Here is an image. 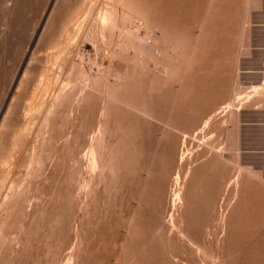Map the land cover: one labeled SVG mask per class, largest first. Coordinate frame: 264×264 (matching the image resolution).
I'll list each match as a JSON object with an SVG mask.
<instances>
[{"label":"bare ground","instance_id":"bare-ground-1","mask_svg":"<svg viewBox=\"0 0 264 264\" xmlns=\"http://www.w3.org/2000/svg\"><path fill=\"white\" fill-rule=\"evenodd\" d=\"M196 1L190 21L188 0H0V264H139L143 235L152 242L159 226L177 232L187 196L174 170L191 153L185 135L174 161L171 97L175 85L190 89L189 34L206 29L209 7ZM231 106L208 107L205 125ZM157 126L169 164L159 178ZM150 205L158 210L144 214Z\"/></svg>","mask_w":264,"mask_h":264},{"label":"rangeland","instance_id":"rangeland-1","mask_svg":"<svg viewBox=\"0 0 264 264\" xmlns=\"http://www.w3.org/2000/svg\"><path fill=\"white\" fill-rule=\"evenodd\" d=\"M188 1L191 2L188 3L190 4V12L192 14L190 21H194V12L197 6V1ZM211 1L213 3H210ZM205 2L206 8L207 6L209 7L207 8V12H205L204 18L206 29H204L200 35L198 32L195 34H189L191 37L189 54L192 57V63L189 65V68L192 64L193 65L191 66V69L187 67V71L193 70L192 72H187L188 75L186 74V77H191L188 79L190 83L187 82V86L190 88L187 90V92L192 90V93H187L185 91L186 89L182 91L187 93V97L185 96L186 93L184 94L181 91L179 93V91L176 89L178 85H175L174 91H172L173 95L171 94V98L173 99L171 100L174 101L172 103L174 105V107L172 105L174 117L173 129L169 136V143L172 145V147H174V161L179 160L177 159L180 156L178 153L180 149H178V147L181 145L180 140L183 141L185 135V142H187L186 148L192 156L191 158V156L188 155L189 157L181 163L175 161L177 165L175 164L176 166L174 175L179 173L183 184H186L185 186L182 185L185 187V189H182V197L185 195L187 198L185 196L184 197L186 199L183 197L184 205L183 203H180L181 205L179 204L177 207L178 211L176 210L175 227H177V229L174 227V229L177 230L176 233L174 232L175 230L168 231L159 226L156 231V237L152 242L147 240L145 235L141 237L139 250L142 251V254L138 256L139 264H195L196 261V264H199V262L201 264H223L224 261V264H230L231 261L234 264H264V227L262 226L264 225V213H262L264 212V209H261L264 208V198L261 199V197H264V192L260 191L262 189L264 190V0H220L218 1V4L220 3V7L217 5L218 9L216 6L217 2H214L213 0H205ZM213 4L216 6V8ZM210 5L213 8L210 7ZM210 8L215 11L212 12ZM191 29L190 31L193 32V29ZM190 31L189 33H191ZM199 77H201L200 81ZM214 79H218V81L216 80L215 83ZM174 84L177 83L175 82ZM200 92L204 95H202ZM237 93L240 94L238 95ZM185 97H187V99H185ZM198 97L203 98L198 99ZM199 100H202V102ZM216 100L219 101L217 102ZM183 101L187 102L185 103L186 105ZM214 102L217 103L214 105ZM222 102H224V104ZM228 102L232 103L231 109L233 110L228 109L220 113L221 115H217L216 113L215 115L213 114L214 120L212 118L210 123L208 122L206 126L204 121H206V119L211 116L212 112L210 110L213 111L216 107V112L220 107L227 104ZM247 102H249L252 106H250V104ZM183 104L185 106H183ZM200 104L201 108H199ZM202 107L205 108L206 112L205 110L203 111ZM208 107L210 110H207ZM244 107H246V109ZM200 109L202 110L201 112ZM203 112L209 113L204 114V117ZM200 115L203 118V121L200 120ZM207 115L209 116L207 117ZM196 121L197 123L195 124ZM235 121L238 122L235 123ZM192 129L198 130H194L193 134ZM159 131L160 126H157V134L155 132L156 138H153L155 140V149H153V152L157 150L156 153L153 154H156V157L152 155V157H154L153 165L156 161L154 165L155 170L153 169L154 173L152 174L158 178L159 176L161 177V175L163 176V174H166V170L169 165L164 161L165 142L164 140L162 141L163 138L160 139L161 136L159 135L160 133L158 134ZM246 133L248 135H246ZM231 143L235 144L233 145ZM176 150H178V156L176 155ZM215 154H217V156ZM217 158L219 159L216 160ZM214 163L215 165L213 166ZM231 167L234 169V171ZM210 169L211 171H209ZM213 169L215 173H212ZM217 171H219L220 174ZM257 171L259 172L256 175ZM245 172H248L249 174ZM181 174H183V176ZM243 174H246L247 176ZM192 177L194 179L196 177L195 181L193 179V182ZM189 178H191L190 181ZM252 179L254 182L256 180V183L252 182ZM224 180L227 181L225 182ZM246 183L248 185H246ZM227 184H231L229 185L231 188L228 187ZM255 184L258 185V188ZM216 185H218V189L215 188ZM220 185L223 186V189ZM254 185L256 186V189H254ZM246 186H248L249 189L246 188ZM150 188L151 184L149 183L147 192L150 191ZM227 188L229 189L227 190ZM196 189L199 191V193L196 191ZM250 189L254 190L251 191ZM210 191L214 193L216 192V196ZM248 191H250L249 193L253 195L251 196ZM209 193L213 195L211 196ZM194 196L196 197L194 198ZM242 196L245 199L242 198ZM247 196H249L250 199ZM210 197L211 202L209 201ZM212 199L216 200L212 201ZM198 200L201 201H199L201 204L198 203ZM218 200H220L221 203ZM245 200L248 201V205H246L247 201L245 203ZM249 201H252V204ZM255 201L256 203H254ZM259 201H262L261 205ZM215 203L216 205L213 206ZM217 203L219 205H217ZM151 207H154L158 210L157 205H150L144 208V214H146V212H148ZM231 210L232 212H230ZM233 212H235V214ZM246 214L251 217V220ZM259 214L260 216L263 214L262 218L259 216ZM223 215L225 216V223L223 221L222 223H219L221 222ZM243 216L248 218L246 219ZM255 216L258 220L260 219V222L255 220ZM194 218L196 221L193 220ZM176 222L179 226H177ZM178 227L181 231H179ZM236 231L240 235H238ZM179 236H183V239H181ZM234 248H236V250H234ZM223 257L224 261L222 262Z\"/></svg>","mask_w":264,"mask_h":264}]
</instances>
